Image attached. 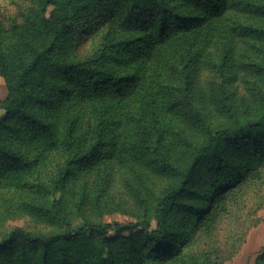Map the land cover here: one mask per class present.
<instances>
[{"label":"trees","instance_id":"trees-1","mask_svg":"<svg viewBox=\"0 0 264 264\" xmlns=\"http://www.w3.org/2000/svg\"><path fill=\"white\" fill-rule=\"evenodd\" d=\"M263 2L36 0L21 22L0 16V76L8 88L0 100V180L24 181L36 195L32 212L60 226L47 234L12 228L0 241L11 263L190 264L193 228L211 229L245 191L243 168L264 160V93L255 90L259 80L264 85V64L241 49L259 38L241 19L264 27ZM97 6L108 8L115 33L107 31L93 54L72 55L78 21ZM213 71L225 75L223 83ZM241 84L252 85L250 97ZM54 151L64 157L54 175L28 182ZM154 151L181 165L192 158L158 199L151 180L177 177L180 164L163 166ZM112 165L135 174L128 185L136 220L83 217L75 226L91 195L96 207L108 202L78 181L98 171L105 191L116 183L105 175ZM200 258L210 262L200 254L193 264Z\"/></svg>","mask_w":264,"mask_h":264},{"label":"rangeland","instance_id":"rangeland-1","mask_svg":"<svg viewBox=\"0 0 264 264\" xmlns=\"http://www.w3.org/2000/svg\"><path fill=\"white\" fill-rule=\"evenodd\" d=\"M35 6L36 0H0V16L7 24L13 21L21 22ZM107 13V7L97 6L88 13V16L78 21V29L71 40L72 55L84 57L93 54L102 47V40L107 31L115 33L113 28L115 24L113 20L106 18ZM241 21L253 33H259V38L254 47L249 44H242L241 49H244V52L253 57L254 61L262 60L261 63L264 64V27H260L259 23L254 20L250 21L247 18H242ZM208 75L206 74V76ZM211 75L212 77L215 76L214 79L219 83H223L226 79L225 75L217 71H213ZM259 87L262 90L258 91ZM252 88V85H249L247 89L244 84H241L240 92L250 97L253 94ZM255 90L258 92V96L264 93L262 80L257 82ZM7 93L6 82L0 76V100H3ZM251 101H255V96ZM4 113L5 110L0 107V115ZM197 139L199 137L194 140ZM154 154L160 158L157 159L159 163L168 168H175L176 164H180L175 161V158L168 157L164 151L162 154L154 151ZM184 157L182 159L183 165L180 164L176 171L179 174L177 177L165 174L164 176H155L151 180V192L152 195L154 193V197L158 199L169 185L174 184L175 180H178L191 167L192 158L185 160ZM63 159V152L61 151L48 153L47 161L41 170L28 174L26 180L33 182L54 175L56 168H59ZM113 164L116 163L113 162ZM237 170L238 166L234 167L233 173ZM200 171L203 172L199 168L194 174V178H197ZM123 173H119L117 167L113 165L107 168L105 175L112 176L116 183L105 191L102 173L100 175V172L96 171L81 177L78 186L81 187L84 184L90 193H95L97 196L100 194L99 200H108V202L96 207L93 202L95 196L91 195V204L87 208L82 207V215L74 218L75 226L83 224V217H89L98 222L111 220L126 223L136 220L139 211L133 197L134 190L128 185L136 182L135 174L123 175ZM242 176L245 177L243 180H247L245 191L230 198V204L216 218L214 226L211 229L203 227L195 230L193 228L192 243L185 247L190 264H193V258L200 254L209 255L210 262L206 261L204 263L203 258H200L199 264H257L258 256L264 251V160L258 162L253 170L243 168ZM11 183L14 186H10V183L7 186L3 180H0V241L12 228L17 226L35 233L45 234L52 233L60 228L58 219L44 220L32 212L33 209L29 204L34 203L36 195L31 192V189H28L27 185H24V181L16 184V180H13ZM238 185L235 187L237 188ZM136 186L138 185L136 184ZM194 195L193 193L191 197ZM153 226H156L155 219L153 220ZM177 226L180 227L181 224ZM171 239H174V237L172 236ZM11 262L10 255L1 250L0 264H13Z\"/></svg>","mask_w":264,"mask_h":264}]
</instances>
